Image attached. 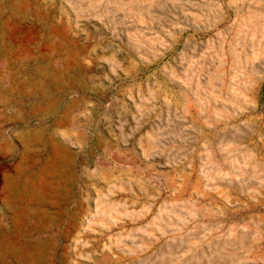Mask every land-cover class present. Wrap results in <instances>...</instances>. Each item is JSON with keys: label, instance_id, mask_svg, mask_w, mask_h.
I'll list each match as a JSON object with an SVG mask.
<instances>
[{"label": "rangeland", "instance_id": "374dc122", "mask_svg": "<svg viewBox=\"0 0 264 264\" xmlns=\"http://www.w3.org/2000/svg\"><path fill=\"white\" fill-rule=\"evenodd\" d=\"M0 264H264V0H0Z\"/></svg>", "mask_w": 264, "mask_h": 264}]
</instances>
